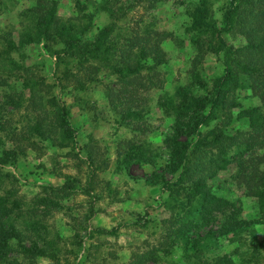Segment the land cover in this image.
<instances>
[{
    "label": "trees",
    "instance_id": "16d2710c",
    "mask_svg": "<svg viewBox=\"0 0 264 264\" xmlns=\"http://www.w3.org/2000/svg\"><path fill=\"white\" fill-rule=\"evenodd\" d=\"M164 1L74 0V11L61 17L56 0H34L18 13L15 36L0 32V264H32L41 258L75 264L60 257L62 235L49 229L46 219L73 194L91 193L95 169L83 185L63 174L59 184L41 185L26 198L17 193V176L5 167H14L36 142L66 149L64 154L77 162L93 165L88 142L77 138L69 104L53 92L64 87L63 79L71 78V88L78 90L106 77L110 109L122 120L131 119L134 128L142 125L145 114L134 109V97L162 88L163 44L176 39L145 14ZM100 14L108 23L96 27ZM185 15L190 48L185 80L171 92L162 89L155 100L164 124L159 146L129 138L116 142V165L126 172L132 164L147 167L143 183L156 187V207L165 212L155 220L157 243L133 252L128 264L157 263L158 252L174 249L181 264H231L224 254L204 258L219 237L240 246L247 241L238 240L241 233L252 236L253 220L239 216V199L216 193L228 185L255 201V221L264 227V0H223L215 9L210 0H196ZM28 45H40L54 56V81L32 74L24 59ZM208 56L215 68L207 73L203 61ZM64 63L68 66L58 72ZM241 90L259 103L241 107ZM13 115L18 119L10 129L2 119ZM134 128L128 131L134 134ZM221 171V182H215Z\"/></svg>",
    "mask_w": 264,
    "mask_h": 264
},
{
    "label": "rangeland",
    "instance_id": "374dc122",
    "mask_svg": "<svg viewBox=\"0 0 264 264\" xmlns=\"http://www.w3.org/2000/svg\"><path fill=\"white\" fill-rule=\"evenodd\" d=\"M34 0H0V32L11 31L13 36L18 29V13L32 4ZM57 13L67 17L73 10L74 0H56ZM92 0H86L91 3ZM215 9L223 0H210ZM196 0H167L158 3L145 14H150L154 26L160 30L171 32L176 39L166 40L163 48L166 63L163 66L162 88H152L139 91L135 98L134 109H142L145 114L140 127L134 128L132 120L120 118L116 111L108 106L105 96L107 78L96 84L85 82V89L71 88V78L63 79V88L55 87L53 92L69 104L71 119L76 127L77 138L81 142H88L94 162L92 166L64 154L65 150L52 149L36 142V148L28 150L24 157L18 158L16 165L6 166L18 178L17 193L26 198L39 192L40 186L45 184H59L62 175L74 176L78 184H84L89 170L94 168V188L89 195L73 194L67 201L62 202L60 209L53 210L46 219V225L51 230H58L62 235L59 246L60 257L68 258L75 264H128L133 252L145 250L158 241V228L155 220L165 215L162 209L156 207V187L143 183V174L147 167L139 168L135 164L126 172L118 167L116 160V142L121 138H129L133 142L149 141L153 147L159 146L160 131L164 128L160 112L155 106V100L161 90L171 92L176 83L185 80L190 48L186 43L184 25L187 22L186 12L194 6ZM108 23V18L100 14L94 19L96 27ZM24 59L32 67L35 78L43 76L44 82L54 81V56L45 51L40 45L25 47ZM212 56L203 61L205 72L215 68ZM68 66L59 64L57 71ZM100 71L99 76H102ZM105 73V72H104ZM241 107L258 104V98L241 90L238 96ZM18 115L5 116L2 119L5 126L8 122L13 128ZM130 121L129 125L119 123ZM122 124V125H121ZM121 125V126H120ZM131 126L136 131H128ZM7 129L2 131L6 133ZM85 158V153L80 152ZM224 171L218 173L215 182H221ZM230 199H239V216L253 220L250 223L252 236L241 233L240 240H247L245 245L236 246L227 243L225 237H219L208 248L204 258L213 254L227 255L231 264H264V227L256 222L257 210L255 201L242 195L241 191L232 185L220 188L216 192ZM95 228L112 230L110 233L96 232ZM249 228V227H248ZM247 228V229H248ZM251 240H248V239ZM251 241V242H250ZM251 243V245H250ZM253 245H255L253 247ZM237 249V250H236ZM207 250V249H206ZM236 250V251H235ZM243 253V254H242ZM159 262L153 264H181L178 250H170L165 255L157 253ZM210 254V255H209ZM248 257H247V256ZM206 259V260H207ZM210 263V261H208ZM207 262V263H208ZM206 263V264H207ZM208 263V264H209ZM32 264H51L41 258ZM152 264V263H148Z\"/></svg>",
    "mask_w": 264,
    "mask_h": 264
}]
</instances>
